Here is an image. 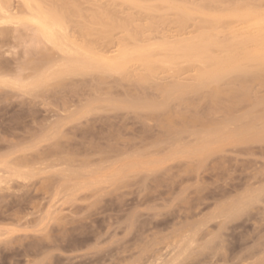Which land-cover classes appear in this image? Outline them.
<instances>
[{"label": "rangeland", "instance_id": "1", "mask_svg": "<svg viewBox=\"0 0 264 264\" xmlns=\"http://www.w3.org/2000/svg\"><path fill=\"white\" fill-rule=\"evenodd\" d=\"M36 2L75 52L0 39V264H264V0Z\"/></svg>", "mask_w": 264, "mask_h": 264}, {"label": "bare ground", "instance_id": "2", "mask_svg": "<svg viewBox=\"0 0 264 264\" xmlns=\"http://www.w3.org/2000/svg\"><path fill=\"white\" fill-rule=\"evenodd\" d=\"M3 1V0H2ZM1 0H0V39L2 38V37H4L5 38V35H6V33H7V31H8V29H6L8 26H11L12 25V27L14 26H17V25H19L20 24V22L21 21H24V22H26L32 29H34L35 30V32L37 33V36H38V39H40V41L43 39L44 41H46L47 43H49V45L51 44L53 47H56L57 49L58 48H61L60 50H62L63 52H68L69 54L70 53H74L75 51L73 50V49H71L70 47H68V46H64V44L67 42L66 40H70V39H67V37H66V40H65V38H63V37H65V31H67L66 29H67V27H65L66 29H64L63 28V25H62V23H64V22H62V21H64V18H62L61 19V17L62 16H58V15H56L55 14V12H53L52 10L50 11V10H46V9H44V8H42L37 2H36V0H21V2H22V4L21 5H23V12H21V13H23L22 15V17H18V15H17V13L16 14H14V13H12L10 10H8V5H4L3 4V2H2ZM10 2H11V0H10ZM16 11H18V10H15V12ZM60 13V12H59ZM62 20V21H61ZM261 25V24H260ZM224 27V26H223ZM229 27V26H228ZM33 30V31H34ZM11 31V30H10ZM9 32V31H8ZM12 32V31H11ZM69 34V33H68ZM35 35V34H34ZM16 37H18V36H16ZM34 37V36H33ZM7 38V37H6ZM42 38V39H41ZM66 41V42H65ZM188 41H190V40H188ZM199 41V40H198ZM42 42V41H41ZM45 42V43H46ZM65 42V43H64ZM240 42V41H239ZM43 44H44V42H42ZM67 43H69V42H67ZM70 43H71V41H70ZM241 43V42H240ZM239 43V44H240ZM73 44V43H72ZM139 44V43H138ZM160 44V43H159ZM199 44V43H198ZM201 44V43H200ZM204 43H202L201 45H203ZM45 45V44H44ZM81 45V44H80ZM142 45V44H141ZM156 45V44H155ZM171 45V44H170ZM179 45V44H178ZM205 45V44H204ZM242 45V44H241ZM245 45V44H244ZM71 46V45H70ZM72 46H74V45H72ZM76 46V45H75ZM143 46V45H142ZM182 46V45H181ZM208 46L209 45H207L206 47H202V48H208ZM219 46V45H218ZM223 46V45H222ZM243 46V45H242ZM78 47V46H77ZM81 47V46H80ZM95 47V46H94ZM194 48L195 46L194 45H186L185 46V49H184V54H183V57H185V56H188L187 54H185L186 52H189V51H191L192 49H190V48ZM227 47V46H226ZM2 48V47H1ZM79 48V47H78ZM77 48V49H78ZM168 48V47H167ZM180 48V47H179ZM198 48V47H197ZM234 48V47H233ZM57 49H55V50H57ZM201 49V48H200ZM203 49V50H204ZM50 50V49H49ZM76 50V49H75ZM96 50V49H95ZM158 50V49H157ZM146 51H147V49H146ZM153 51V50H152ZM195 51V48L192 50V52H194ZM58 52H59V50H58ZM203 52V51H202ZM85 53H87V52H85ZM166 53V52H165ZM196 53V52H195ZM200 53V52H199ZM199 53H198V55H199ZM204 54H205V52H203ZM231 53H234L233 51L231 52ZM64 53H62V55H63ZM75 54H77V53H75ZM103 54V53H102ZM157 54H158V52H157ZM197 54V53H196ZM195 54V55H196ZM201 54V53H200ZM71 55V54H70ZM81 55V54H80ZM191 55V54H190ZM195 55H192L191 56V58L194 56L195 57ZM230 55H233V54H230ZM64 56V55H63ZM153 56V55H152ZM175 56V55H174ZM200 56V55H199ZM202 56V55H201ZM200 56V57H201ZM204 56V55H203ZM79 57V56H78ZM84 57V56H83ZM100 57V56H99ZM123 57H125V56H123ZM143 57H144V55H143ZM142 56H141V60L142 61H145L144 60V58H143ZM228 57V56H227ZM233 57V56H232ZM240 57V56H239ZM44 58V57H43ZM64 58V57H63ZM86 62L87 63H84L83 61H81V62H83V64H86V66H88L87 64L89 63V60L90 59H92L91 58V55H86ZM143 58V59H142ZM186 58V57H185ZM226 58V57H225ZM229 58H230V56H229ZM242 58V57H241ZM69 59V58H68ZM183 59V58H182ZM196 59V58H195ZM227 59V58H226ZM244 59V58H243ZM69 60H74V58L73 59H69ZM69 60H67V61H69ZM76 60H77V58H76ZM100 60V59H99ZM122 60V59H121ZM148 60V59H147ZM225 60V59H224ZM231 60V59H230ZM239 60V59H238ZM66 61V62H67ZM85 61V60H84ZM102 61H103V63H105L106 65H108V66H106L107 68L106 69H104V70H109V66L111 67V66H113V63L112 62H110V60H104V59H102ZM114 61V60H113ZM141 61V62H142ZM65 62V63H66ZM69 62H71V61H69ZM77 62V61H76ZM100 62H101V60H100ZM73 63V62H72ZM115 63H118V62H115ZM50 64H51V62H50ZM49 64V65H50ZM54 64V63H53ZM56 64V63H55ZM73 64H75V63H73ZM97 64H98V62H97ZM47 65V64H46ZM66 66H67V64H65ZM69 65V64H68ZM90 65H91V62H90ZM167 65V64H166ZM62 66V65H61ZM65 66V67H66ZM76 66V65H75ZM79 66V65H78ZM114 66H115V64H114ZM113 66V67H114ZM70 67H73V66H70ZM241 67V66H240ZM37 68V67H36ZM51 68H53V67H51ZM50 68V69H51ZM54 68H55V65H54ZM68 68V67H67ZM91 68H94V67H92L91 66ZM91 68H90V70H91ZM115 68V67H114ZM73 69V68H72ZM75 69H77V68H75ZM75 69H73V73H74V71H75ZM83 69V68H82ZM85 70H86V68H84ZM83 69V70H84ZM116 69H117V67H116ZM157 69V68H156ZM52 70V69H51ZM64 70H65V68H64ZM68 71H69V69H68ZM239 71V70H238ZM47 72H49V71H47ZM51 72H53V70L51 71ZM56 72V71H55ZM31 73V72H30ZM71 73H72V71H71ZM7 74H8V72H7ZM27 74V73H26ZM34 74V73H33ZM55 74V73H54ZM56 74H57V72H56ZM23 75V74H22ZM32 75V74H31ZM51 75H52V73H51ZM30 77V76H29ZM42 77V76H41ZM46 77V76H45ZM54 77V76H53ZM56 77H57V75H56ZM73 77V76H72ZM116 77V76H115ZM40 79V78H39ZM32 80V79H31ZM171 82V81H170ZM176 82V81H175ZM6 84V83H5ZM16 85V84H15ZM22 86V85H21ZM29 93V92H28ZM241 96V95H240ZM240 102V101H239ZM238 104V103H237ZM230 123V122H229ZM232 123V122H231ZM223 124V123H222ZM229 125H231V124H229ZM218 128V127H217ZM228 132V131H227ZM216 136L218 135V134H215ZM227 136V135H226ZM216 140V139H215ZM212 141V140H211ZM59 155V154H58ZM64 156H66V155H64ZM28 159V158H27ZM34 159H36V158H34ZM30 160V159H29ZM44 160V159H43ZM55 160V159H54ZM26 162V161H25ZM37 162H39V161H37ZM73 162V161H72ZM37 164V163H36ZM19 165V164H18ZM24 165V164H23ZM21 166H22V163H21ZM61 166V165H60ZM16 168V167H15ZM19 168V167H18ZM47 168V167H46ZM1 170V169H0ZM27 171H29V170H27ZM63 172V171H62ZM6 174V173H5ZM22 174H23V172H22ZM22 174H16L15 175V177L16 178H18V179H21V180H24L25 178H27L26 176H25V174L24 175H22ZM7 175V174H6ZM35 175V174H34ZM9 180V179H8ZM4 181V180H3ZM5 182V181H4ZM0 183H2V181H0ZM10 184V183H9ZM8 185V184H7ZM9 188V187H8ZM2 189V188H1ZM245 207V206H244ZM231 212V211H230ZM233 212H231L230 214H232ZM236 214V213H235ZM227 218V217H226ZM224 222V221H223ZM181 234H183V233H181ZM182 237H183V235H181ZM189 236V235H188ZM182 237H180V238H182ZM193 238V237H192ZM192 238L190 239V240H188V241H191L192 240ZM182 240H183V238H182ZM173 242H175L174 244H173V249H170V250H172L171 252H168L166 255L164 254H162L161 253V251H163V250H154V251H151L150 252V254H148L147 256H145L144 258H141L136 264H179L178 262H180L179 260H183V259H180L183 255H184V253H186V252H184V249L186 250H188L189 249V247H190V245H189V247L187 248L186 246H188V244H186V246H184L183 244H182V242H181V239L180 240H178V241H176V239H175V241H173ZM187 242V241H186ZM192 243V242H191ZM190 244V243H189ZM165 245H167V244H165ZM168 247V246H167ZM166 247V248H167ZM171 247V246H170ZM165 250V249H164ZM124 252V251H123ZM169 254H171L170 256H169ZM186 258V257H185ZM183 261H185V259L183 260Z\"/></svg>", "mask_w": 264, "mask_h": 264}]
</instances>
